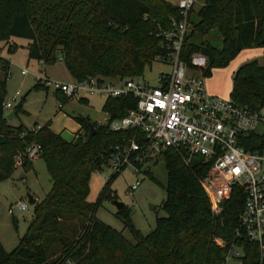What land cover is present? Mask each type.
Listing matches in <instances>:
<instances>
[{
    "label": "trees",
    "instance_id": "16d2710c",
    "mask_svg": "<svg viewBox=\"0 0 264 264\" xmlns=\"http://www.w3.org/2000/svg\"><path fill=\"white\" fill-rule=\"evenodd\" d=\"M201 2L179 53L189 68L191 55L201 53L207 58L202 75L209 77L241 50L264 49V0ZM179 17L177 6L166 0H0V42L27 40L28 59L46 66L59 58L75 81L142 77L155 57L169 52L158 34L170 30L171 19ZM213 29L221 38L219 49L194 40L197 34L204 36ZM11 52L9 46L7 53ZM9 68L10 61L0 54V110ZM47 88L33 85V89ZM55 95L58 110L71 100L57 90ZM229 97L251 111L264 108V65L252 60L239 66L232 75ZM134 106L132 97L105 98L102 111L108 115L107 122L97 124L89 116H75L79 130L71 140L54 133L51 121L34 128L13 126L0 111V182L13 171L15 156L24 154L32 142L40 145L38 158L44 160L51 181L50 190L32 206V218L17 246L7 252L0 241V264H222L232 245L241 250L242 264H264L259 248L234 233L244 191L234 186L221 213L213 215L201 184L209 163L195 156L186 164L171 148L159 157L167 169L161 203L165 216L156 218L148 234L134 226L126 205L115 216L134 242L96 217L103 200L117 199L111 184L119 174L106 181L97 199L89 202L91 174L102 167L113 145L132 133L113 132L109 122ZM261 125V131L242 137L240 145L245 150L264 147ZM31 166L32 160L23 157L21 167ZM143 172L159 184L147 168ZM216 237L225 245H216Z\"/></svg>",
    "mask_w": 264,
    "mask_h": 264
},
{
    "label": "built area",
    "instance_id": "2783aa9c",
    "mask_svg": "<svg viewBox=\"0 0 264 264\" xmlns=\"http://www.w3.org/2000/svg\"><path fill=\"white\" fill-rule=\"evenodd\" d=\"M196 3L197 0H178L174 5L179 10V19H171L172 28L158 34L169 52L155 57L153 62L169 63L172 69L169 74L158 75L156 85H150L141 77H87L70 82L48 80L46 84L52 82L55 90L72 98L87 95L132 97L135 106L109 122L113 132L132 133L113 145L104 164L97 169L105 182L128 168L134 175L143 172L168 148L177 151L186 164L192 157H202L209 163L201 184L211 213L220 214L234 186H239L244 191V202L235 236L254 243L259 248L260 258H264V147L251 152L240 145L243 136L264 123V111L263 108L251 111L230 97L209 94L206 77L202 75L207 66L205 55L193 53L191 68L180 59V49ZM21 73L26 74L27 70ZM18 95L19 91L12 100ZM11 107V102L3 104V108ZM39 150L40 145L32 142L24 154L16 155L17 163H22L23 157L37 158ZM139 184L140 180L136 179L128 187V193H133ZM27 210L28 201L22 200L9 212L12 215L14 211ZM219 245L225 244L221 240ZM231 247L238 246H230L222 264H242L241 250Z\"/></svg>",
    "mask_w": 264,
    "mask_h": 264
},
{
    "label": "rangeland",
    "instance_id": "374dc122",
    "mask_svg": "<svg viewBox=\"0 0 264 264\" xmlns=\"http://www.w3.org/2000/svg\"><path fill=\"white\" fill-rule=\"evenodd\" d=\"M166 1L175 4L178 0ZM201 4V0H197L190 15L191 24L188 31L193 29L192 21L197 20V11ZM194 40H204L217 49L221 47V38L214 29L204 36L197 34ZM27 43V40L21 38H10L0 42V54L10 61L4 103H12L11 108H3L2 106L1 114L7 117L15 112L17 104L24 98L21 110L18 111L17 115L8 119V123L13 126L23 124L27 128H34L51 120V129L63 132L65 138H70V133L76 129L77 123L73 119L75 116H89L97 124L106 123L108 115L102 111L105 98L100 95H87L88 100L86 102L80 101L82 99L80 97H70L71 100L66 102L61 110H57L60 103L56 99L52 82L69 81V74L59 58L56 63L47 66L41 65L36 60L28 59ZM9 46H12V52L8 54L7 48ZM258 51L260 53L256 61L264 65V52ZM227 66L217 69H224ZM23 69L27 70L26 74L21 73ZM171 69L169 63L154 61L150 67H145L141 78L150 85H156L158 75L161 73L169 74ZM48 80H52V82L47 85ZM35 83L42 88H48L33 89ZM17 91H19V95L13 101L12 98ZM262 128L263 125H260L258 130L261 131ZM16 160L15 156L13 171L5 180L0 182V241L7 252L12 251L17 246L19 238L25 233L28 222L32 218L33 205L28 202L27 211H14L12 215L9 212L10 208L21 200L28 201V194L42 195L51 188V181L44 160L37 158L33 161L32 166L26 170L20 166L21 162L17 163ZM147 169L159 184L153 182L142 171L134 175L131 168L121 172L111 184V189L116 194L117 200L130 209L131 221L143 235L148 234L154 228L156 218L165 216V212L161 209V203L165 198L163 186L167 183L166 166L158 158ZM136 179L140 180V184L133 193L129 194L128 187ZM104 183L105 180L98 171L91 174L87 196L89 202H94L97 199ZM112 201V199L103 200L97 207L96 217L112 228L121 231L128 241L134 242L128 229L124 228L123 222L115 216L116 208ZM213 241L216 245L221 243V239L217 237Z\"/></svg>",
    "mask_w": 264,
    "mask_h": 264
},
{
    "label": "crops",
    "instance_id": "0c3cea01",
    "mask_svg": "<svg viewBox=\"0 0 264 264\" xmlns=\"http://www.w3.org/2000/svg\"><path fill=\"white\" fill-rule=\"evenodd\" d=\"M258 50H261V51L264 52V49H262V48H247V49H243L236 55V57L233 60H231L229 62V65L226 67L227 69L226 68H224V69H213L214 70L213 73L211 71V75L209 77H206V80H205L206 89H207L208 93L211 94V95H215V96H219V97H223V98H229V95H230V92H231V89H232V75H233V73L242 64H244V63H246L248 61L257 60V58L259 57V53H260ZM224 70H226V71H224ZM69 77H70V80L69 81H64V82H70V81L74 80L70 75H69ZM87 100H88L87 96H85L80 101H85L86 102ZM49 121H51V120H49ZM38 126H41V125H37L36 127H38ZM50 129H51V126H50ZM51 130L54 133L61 134L62 137L65 138L63 136V132H58V131L53 130V129H51ZM78 130H79V124H77L76 129L72 130V132L70 133V135H71L70 138H65V139L66 140H71L73 135H74V133H76ZM37 158L33 159L32 163H33L34 160H37ZM45 194L36 195L35 193H33V194H30V195L35 199V202H37V201L41 200L44 197Z\"/></svg>",
    "mask_w": 264,
    "mask_h": 264
},
{
    "label": "water",
    "instance_id": "95a60500",
    "mask_svg": "<svg viewBox=\"0 0 264 264\" xmlns=\"http://www.w3.org/2000/svg\"><path fill=\"white\" fill-rule=\"evenodd\" d=\"M19 105V104H18ZM15 115V112L9 114L6 118L7 119H10L11 117H13ZM93 127H91L92 129ZM27 200L28 202L31 204V205H34L35 204V199L31 196V195H27ZM113 204L115 205V208L116 210H120L121 208H123L125 205L124 203H122L121 201L117 200V199H114L113 201ZM150 208H153V206H150Z\"/></svg>",
    "mask_w": 264,
    "mask_h": 264
}]
</instances>
